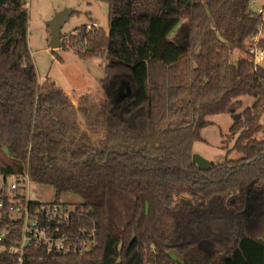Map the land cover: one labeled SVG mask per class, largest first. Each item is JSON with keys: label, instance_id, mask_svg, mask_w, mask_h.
<instances>
[{"label": "trees", "instance_id": "16d2710c", "mask_svg": "<svg viewBox=\"0 0 264 264\" xmlns=\"http://www.w3.org/2000/svg\"><path fill=\"white\" fill-rule=\"evenodd\" d=\"M105 2L108 31L77 34L81 59L105 57V77L73 94L76 105L50 78L38 82L27 0H0V175L26 172L55 203L79 196L72 227L97 233L82 254L31 244L24 264H211L202 245L217 264H264V68L233 56L256 31L253 0ZM181 20L186 46L171 39ZM242 96L256 103L239 112ZM222 113L239 158L201 170L193 145ZM20 225L0 248L21 240ZM15 261L0 252V264Z\"/></svg>", "mask_w": 264, "mask_h": 264}, {"label": "rangeland", "instance_id": "374dc122", "mask_svg": "<svg viewBox=\"0 0 264 264\" xmlns=\"http://www.w3.org/2000/svg\"><path fill=\"white\" fill-rule=\"evenodd\" d=\"M26 8L29 14L28 46L38 82L42 84L43 81L50 78L63 91L69 93V97L77 105L73 94L97 89L100 80L105 77L107 64L105 57L101 55L81 59L77 53V43L80 41L81 35L78 36L77 34L84 31L88 34L89 31L87 32L85 27L92 22L98 24L99 28L97 30L108 31V4L105 0H27ZM252 8H254L253 5ZM65 10L71 13L61 31L62 38L64 37L66 40L65 46L54 49L50 44L51 30L48 27V22ZM178 27L180 32L177 31L175 36L173 34L171 39L180 46H186L187 21L181 20ZM79 30L81 32H78ZM177 33L179 34L177 35ZM70 36L75 37L74 47H71L68 43ZM86 36L84 37L87 41ZM86 41L83 42L85 46L82 49H85ZM233 54L234 61L238 58H245V53L241 50L235 49ZM239 100L242 101L239 112L247 107H253L256 103V99L249 96H242ZM76 118L82 128L85 129L84 122L79 114ZM207 120L210 125L201 129V140L194 143L193 154L200 155L212 164L221 163L226 159L239 158L237 152L230 151L237 137V135H229L230 129L234 125L230 114L222 113L208 116ZM92 140L95 141L96 138L92 137ZM11 182V177H7L5 181L4 177L0 175V189L6 183V192L13 195L14 193L10 189ZM27 196L36 202L49 203L55 200L54 189L51 186L38 183H30L27 188ZM61 202L73 206L80 203L81 199L77 195L70 194L62 196ZM199 248L208 263L217 264L218 256L215 251L211 252L212 248L207 245H202ZM171 255L176 260H181V255L176 251L172 252Z\"/></svg>", "mask_w": 264, "mask_h": 264}, {"label": "built area", "instance_id": "2783aa9c", "mask_svg": "<svg viewBox=\"0 0 264 264\" xmlns=\"http://www.w3.org/2000/svg\"><path fill=\"white\" fill-rule=\"evenodd\" d=\"M253 6L258 23L256 31L243 41V52L245 58L253 64L254 71H257L264 68V0H253ZM95 28L99 26L92 22L86 25L85 30L88 32ZM9 177L12 178L10 189L14 194L6 192V183L0 189V221L2 219L9 221L0 229V239L17 229V223L21 224L22 238L9 248H2L0 252L6 251L14 256L15 264H24L26 249L31 244L42 247L47 254H82L91 250L96 243V230L84 228L76 230L72 227L74 205L53 201L39 202L40 205L32 208L30 205L32 200L27 196V188L31 183L28 174L25 172ZM44 259L45 256H42L40 261Z\"/></svg>", "mask_w": 264, "mask_h": 264}, {"label": "water", "instance_id": "95a60500", "mask_svg": "<svg viewBox=\"0 0 264 264\" xmlns=\"http://www.w3.org/2000/svg\"><path fill=\"white\" fill-rule=\"evenodd\" d=\"M70 15H71V13L69 11L65 10V11L58 13L54 18H52L48 22V27L51 30V43L50 44H51L52 48L55 49V48L62 47V41H61V33L62 32L61 31H62V28H63L64 24L66 23V21ZM80 46L84 47L85 44L81 43ZM87 49L91 50V47H89ZM30 70H31V66H27L25 68V71L27 73H29ZM192 161L201 170H208L212 166V163H210L208 160L204 159L203 157H201L200 155H197V154L192 155ZM4 217L6 218V215H4Z\"/></svg>", "mask_w": 264, "mask_h": 264}, {"label": "crops", "instance_id": "0c3cea01", "mask_svg": "<svg viewBox=\"0 0 264 264\" xmlns=\"http://www.w3.org/2000/svg\"><path fill=\"white\" fill-rule=\"evenodd\" d=\"M182 27V26H181ZM179 28V27H178ZM178 28L177 29H175V33H174V36H175V34H176V32L178 31V32H180V30H178ZM179 33H177V35H178ZM187 36V35H186ZM187 43V42H186ZM68 95H69V93H68ZM33 201V200H32Z\"/></svg>", "mask_w": 264, "mask_h": 264}]
</instances>
